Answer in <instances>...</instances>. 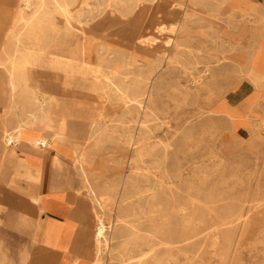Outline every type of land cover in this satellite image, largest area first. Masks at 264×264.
<instances>
[{
  "label": "rangeland",
  "instance_id": "374dc122",
  "mask_svg": "<svg viewBox=\"0 0 264 264\" xmlns=\"http://www.w3.org/2000/svg\"><path fill=\"white\" fill-rule=\"evenodd\" d=\"M46 1L30 0L25 22L15 26L16 46L3 67L16 69V88L7 90L2 110L7 117L29 114L25 130L49 131L54 189L74 193L91 208V223L101 218L110 226L100 244L101 263L264 264V101L261 115L249 117L240 106L229 109L225 98L212 109L244 78L264 82L245 70L264 0H168L173 10L148 34L152 38L143 36L155 0ZM67 25L81 36L84 60L96 66V76L33 68L50 36L71 39ZM67 120L75 125L62 135ZM16 158L3 162L0 218L13 212L16 196L27 202L35 190L21 168L32 158L21 151ZM132 180L143 197L127 198ZM25 206L33 219L23 231L36 234V214ZM131 207L136 216L128 217ZM25 238L8 234L0 250L5 264L37 258L22 250ZM152 247L148 258L137 260Z\"/></svg>",
  "mask_w": 264,
  "mask_h": 264
},
{
  "label": "crops",
  "instance_id": "0c3cea01",
  "mask_svg": "<svg viewBox=\"0 0 264 264\" xmlns=\"http://www.w3.org/2000/svg\"><path fill=\"white\" fill-rule=\"evenodd\" d=\"M167 1L162 0L159 3L153 4L146 20L149 31H146V35L143 37L149 38L150 35L148 34L155 33L156 27L159 24L167 22L168 13L173 10ZM21 5L22 3L19 0H0V58L5 59V57H2L4 45L16 37L15 31H13L15 27L13 16ZM260 5L258 9H262L263 14L258 28L259 37L245 65V70L246 73L252 70L254 73L264 77V2H260ZM180 11L182 12L181 8ZM183 17L182 13L177 15L176 21H179L180 26L183 24ZM8 75L6 68L0 67V139L3 138L7 128L10 131L18 122L29 117V114L26 116L19 114L17 117H7L4 114L2 107L6 106V102L8 101L7 90H10ZM51 87L53 89L54 85ZM224 98L231 106H240V110L244 109L245 113H243V116L249 117L250 114L254 116V113L261 115L262 110L260 106L264 101V82L256 85L248 77L244 78L237 86L229 88L224 93L222 100L221 98L216 99L212 109L223 101ZM218 112L225 116L224 112ZM32 119L29 118L27 121H32ZM68 122L75 125L70 120ZM246 128L245 126H239L237 130H247ZM24 133L25 140L23 143L20 144L18 142L17 144H10L9 146L11 147L8 146L7 151L3 153V162L6 160V156L9 160H17L16 156L20 151L25 155H29L32 159L28 158L29 162L21 168L25 169L27 180L32 183L30 185L35 187V190L34 193H31L30 200H27V202L22 196H16L19 200H14L15 206H13V212L8 215L6 213L5 216L0 218L2 220V223H0V250L2 249L1 246L5 245L8 234L21 238L24 236L28 245L27 247H23L22 250H29L38 254L36 259L34 257H27L25 259L26 264H92L97 222L96 219H94L95 224L90 222V218L93 216L91 208L84 204L80 205L75 200L77 196L74 193L54 189L59 184H57L56 179L50 177L48 172L50 160L46 154H48L49 148L39 151L32 145L34 138L49 134V131H45L39 127H32L26 129ZM48 139L51 140L49 137ZM3 167L0 169L1 171L5 170V167L4 169ZM3 181L13 183L15 180L3 179ZM33 202L39 206L37 207ZM27 203L30 204V209L25 206L28 212L31 210L32 215L33 212L36 214L34 216L37 228L36 234L29 235V233L23 231L26 221L28 222L33 219L32 217L29 219L25 216L26 214L23 209ZM76 260L78 261L76 262ZM0 264H5L1 251Z\"/></svg>",
  "mask_w": 264,
  "mask_h": 264
},
{
  "label": "bare ground",
  "instance_id": "6f19581e",
  "mask_svg": "<svg viewBox=\"0 0 264 264\" xmlns=\"http://www.w3.org/2000/svg\"><path fill=\"white\" fill-rule=\"evenodd\" d=\"M30 0H20V2L23 4V9L21 6V9L18 10V12H16V14L13 16V24L16 26L19 21H22L24 18V9L27 7V4L29 3ZM39 1V0H38ZM46 1V0H45ZM48 1V0H47ZM46 1V2H47ZM53 1V0H52ZM56 1V0H55ZM63 1V0H62ZM161 0H155L153 3L157 2L159 3ZM31 3V2H30ZM41 3H43L41 1ZM54 4V3H53ZM42 5V4H41ZM112 5V4H111ZM26 6V7H25ZM40 6V5H39ZM49 6V5H48ZM51 6V5H50ZM53 6V5H52ZM51 6V7H52ZM34 7V6H33ZM32 7V8H33ZM42 7V6H41ZM44 7V6H43ZM50 7V8H51ZM29 8V7H28ZM175 11L177 10L176 6H174ZM179 8V7H178ZM182 8V7H180ZM39 9V8H38ZM56 10V9H55ZM70 10V9H69ZM80 10V9H79ZM40 11V10H39ZM44 11V10H43ZM56 12V11H55ZM59 12V10H58ZM79 12V11H78ZM177 12V11H176ZM175 12V13H176ZM36 13V12H35ZM69 13V12H68ZM75 13V12H74ZM73 13V14H74ZM40 14V13H39ZM55 14V13H52ZM60 14V13H59ZM58 14V15H59ZM72 14V17H73ZM36 16H38L37 14H35ZM43 15V14H42ZM57 15V16H58ZM61 15V14H60ZM178 15V14H177ZM49 16V15H48ZM66 17V16H65ZM48 18V17H47ZM47 18L45 19L47 21ZM177 18V16H176ZM40 19V18H39ZM54 19V18H53ZM44 20V18H43ZM24 21V20H23ZM22 21V22H23ZM31 21V19H30ZM35 21V20H34ZM38 21V20H37ZM56 21V20H55ZM54 21V22H55ZM59 21V20H58ZM25 22V21H24ZM45 22V21H43ZM50 22V21H49ZM52 22V20H51ZM27 23V22H26ZM25 23V24H26ZM72 23V22H71ZM30 24V23H29ZM54 24V23H53ZM59 24V23H56ZM45 25V24H44ZM65 25V24H64ZM42 26V25H41ZM63 26V25H62ZM81 26V25H79ZM55 28V27H54ZM48 29V28H47ZM50 29V28H49ZM13 31H15V27L13 28ZM40 31V30H39ZM42 31V30H41ZM46 31V30H45ZM64 31L68 34H70L71 39L68 40H62V39H55L53 36L49 37V42L48 44L45 45V47L38 51V54H40V56L38 55V57H36V60H34L33 62V68H46L55 72H59V73H65V74H74L77 70H81L83 72L84 76H96V73L98 72L97 69L95 68L96 66L92 65V64H88L85 62L84 58H85V47L82 41L81 36L79 35V33H77L75 30L71 29V26L67 25L66 28L64 29ZM166 32V31H165ZM169 32V31H168ZM171 32V31H170ZM172 33V32H171ZM79 35V37L76 39L74 36L75 35ZM55 36V35H54ZM41 37V36H40ZM73 37L75 38V40L73 39ZM20 39V38H19ZM15 44V41L13 43V41L7 42L4 47H3V51H2V57L4 58H0V67L3 68L4 63L6 62V60L8 59L7 57L9 55H11L12 51L14 50L13 47ZM100 49V48H99ZM103 50V49H102ZM104 51V50H103ZM40 52V53H39ZM48 52H53V54L51 56H47L46 53ZM105 52V51H104ZM103 53V52H102ZM259 55V54H258ZM113 57V56H112ZM115 57V56H114ZM7 58V59H6ZM10 58V56H9ZM144 58V57H143ZM24 59V58H23ZM110 59H112L110 57ZM257 59V58H256ZM255 59V60H256ZM10 61V60H9ZM255 62V61H254ZM253 63V62H252ZM255 64V63H253ZM109 66V65H108ZM114 66V65H113ZM123 66V65H122ZM22 67V66H21ZM107 68V67H106ZM23 69V68H22ZM6 71L8 72V84L10 86V88L13 89L16 88V83L14 81V75L16 73V69L15 68H9L6 69ZM123 71V70H122ZM121 71V72H122ZM100 72V71H99ZM101 74V73H100ZM118 73L115 74V76ZM102 76V75H101ZM121 76V75H120ZM98 77V76H97ZM107 77V76H105ZM102 78V77H100ZM110 78V77H109ZM101 80V79H100ZM99 82V81H98ZM103 81H100V83ZM114 83V81H113ZM99 84V83H98ZM35 90V88H34ZM120 90V89H119ZM141 90V89H140ZM29 91V90H28ZM133 91V90H131ZM137 91V90H135ZM108 92V91H107ZM32 93V92H30ZM112 94V91L110 92ZM135 93V92H134ZM102 94V93H101ZM109 94V93H108ZM116 94V93H115ZM114 94V95H115ZM119 94V93H118ZM24 95V94H23ZM28 95V94H27ZM34 95V93H33ZM110 95V94H109ZM124 94H121V96ZM12 97V95H10ZM126 96V95H125ZM128 96V95H127ZM120 97V96H119ZM33 98V97H32ZM126 98V97H125ZM129 98V97H128ZM34 99V98H33ZM39 99V98H38ZM132 100V99H131ZM135 100V99H134ZM132 100V101H134ZM30 101V100H28ZM32 103V102H31ZM38 103V102H37ZM228 104V108L229 109H234L237 110L239 108L238 107H233L231 106L230 103H226ZM233 104V103H232ZM34 106V105H33ZM225 106V105H224ZM36 107V106H34ZM41 107V106H40ZM132 107V106H131ZM131 109V108H130ZM140 110V108H139ZM43 111V110H42ZM128 112V111H127ZM133 112V111H132ZM37 115V114H35ZM39 115V114H38ZM45 115V114H44ZM32 117V116H31ZM35 117V116H33ZM28 119V118H27ZM27 121V120H26ZM25 120L18 122V124L12 128V130H8V128L5 130L3 138L0 139V169H2L3 167V158L4 155L3 153L7 151V148L10 144H17L18 142L21 144L23 143V141L25 140L24 138V128L27 125V122ZM44 121V120H43ZM69 120L65 121L66 126H63L62 128H60L58 131L59 133H61L62 135H69ZM98 123V122H97ZM41 125V123H40ZM94 127V126H93ZM133 136V135H132ZM30 140V139H29ZM51 140L48 139V137L46 135H40L39 137L34 138V140L32 141V145L38 149L39 151L44 150L49 148ZM53 143V142H52ZM78 149V148H77ZM47 155V154H46ZM75 156V155H74ZM45 159V158H44ZM81 160V159H80ZM88 161V160H87ZM76 162V161H75ZM78 162V161H77ZM81 162V161H80ZM89 162V161H88ZM44 164V163H43ZM82 165V164H81ZM51 171V170H50ZM1 172V170H0ZM86 174V173H85ZM87 177V176H86ZM89 178V177H88ZM157 178V177H156ZM87 179V178H86ZM88 180V179H87ZM90 181V180H89ZM128 181V180H127ZM129 182V181H128ZM92 186V185H91ZM92 189V188H91ZM170 193L172 195V201L173 203L176 204V196H175V184L170 185ZM164 191V190H163ZM162 192V189H161ZM142 192H140L138 186L135 185V181H131V184L128 185V187L126 188L125 194L127 195V198L129 199H133L136 196H140L143 197V195L141 194ZM154 193H157V191H154ZM162 197L160 195H158L157 197V201H161ZM135 200V199H134ZM34 205H37L35 202H33ZM39 205H37L38 207ZM174 208H177V206L175 205ZM108 209V208H107ZM134 209L135 212V208L131 207V209L129 210V214L128 217H133L136 216V213H132L131 210ZM179 210H181V208H177ZM183 209V208H182ZM107 214V213H106ZM135 220V219H133ZM114 223V222H113ZM134 225V224H133ZM131 226L132 231L136 230L135 225ZM116 226V225H115ZM108 226L105 221L103 219L100 218L99 223L97 224L96 230H95V243H94V259H93V264H102L101 263V259H100V244L102 242L103 239L106 238V233L108 231ZM116 228V227H115ZM114 228V229H115ZM119 229V226L117 227ZM132 234H135L134 232H132ZM130 235V233L128 234ZM138 235V234H137ZM153 237V236H152ZM109 238V237H108ZM131 243V242H130ZM137 243V242H136ZM108 244V243H107ZM135 246V245H134ZM96 248V250H95ZM155 248L152 247L146 251H142V253L139 255V260H144L145 258H148L151 253L153 252ZM141 251V250H140ZM26 258V257H25ZM79 260V259H78ZM76 260V262L78 261ZM140 261V262H141ZM136 262V261H135ZM147 262V261H146ZM138 264V263H137Z\"/></svg>",
  "mask_w": 264,
  "mask_h": 264
}]
</instances>
